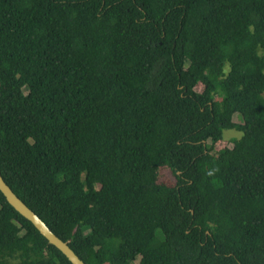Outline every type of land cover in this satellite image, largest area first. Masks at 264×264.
I'll use <instances>...</instances> for the list:
<instances>
[{
  "label": "trees",
  "instance_id": "trees-1",
  "mask_svg": "<svg viewBox=\"0 0 264 264\" xmlns=\"http://www.w3.org/2000/svg\"><path fill=\"white\" fill-rule=\"evenodd\" d=\"M0 175L85 264H264V0H0ZM0 264H71L1 192Z\"/></svg>",
  "mask_w": 264,
  "mask_h": 264
},
{
  "label": "water",
  "instance_id": "water-1",
  "mask_svg": "<svg viewBox=\"0 0 264 264\" xmlns=\"http://www.w3.org/2000/svg\"><path fill=\"white\" fill-rule=\"evenodd\" d=\"M0 192L3 194L8 204L21 216L30 221L47 242L57 248L71 264H85L66 242L58 238L32 210L16 196L11 188L4 182L1 175Z\"/></svg>",
  "mask_w": 264,
  "mask_h": 264
},
{
  "label": "rangeland",
  "instance_id": "rangeland-1",
  "mask_svg": "<svg viewBox=\"0 0 264 264\" xmlns=\"http://www.w3.org/2000/svg\"><path fill=\"white\" fill-rule=\"evenodd\" d=\"M233 121H235L236 123H240L241 119L237 114L233 115ZM240 132L237 130H224L223 131V140L221 142H219L217 145L221 146L224 143H227L229 145V140L232 137H239L240 136ZM169 181V180H168ZM174 182V180H173ZM132 264H137V261L135 260Z\"/></svg>",
  "mask_w": 264,
  "mask_h": 264
}]
</instances>
